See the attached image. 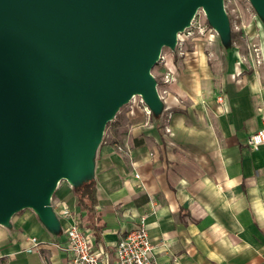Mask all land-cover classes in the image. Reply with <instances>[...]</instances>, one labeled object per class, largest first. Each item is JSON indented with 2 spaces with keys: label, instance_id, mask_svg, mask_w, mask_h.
<instances>
[{
  "label": "crops",
  "instance_id": "crops-1",
  "mask_svg": "<svg viewBox=\"0 0 264 264\" xmlns=\"http://www.w3.org/2000/svg\"><path fill=\"white\" fill-rule=\"evenodd\" d=\"M257 26L261 64L235 41L228 55L216 36L211 48L169 58L159 75L170 68L177 79L163 86V119L156 123L141 104L122 113L98 153L92 211L67 182L56 191L64 227L67 207L112 262L117 242L144 222L159 264H264V145L248 143L264 128ZM13 223V233L0 227V264L69 263L67 239L54 238L31 210Z\"/></svg>",
  "mask_w": 264,
  "mask_h": 264
},
{
  "label": "water",
  "instance_id": "water-1",
  "mask_svg": "<svg viewBox=\"0 0 264 264\" xmlns=\"http://www.w3.org/2000/svg\"><path fill=\"white\" fill-rule=\"evenodd\" d=\"M249 1L264 27V0ZM200 9L231 55L224 0H0V227L31 210L66 239L60 184L96 183L107 125L136 97L161 122L152 71Z\"/></svg>",
  "mask_w": 264,
  "mask_h": 264
},
{
  "label": "built area",
  "instance_id": "built-area-1",
  "mask_svg": "<svg viewBox=\"0 0 264 264\" xmlns=\"http://www.w3.org/2000/svg\"><path fill=\"white\" fill-rule=\"evenodd\" d=\"M236 1L237 0H224L227 13H229L228 6L232 3L235 4ZM203 17H205V13L200 9L197 12L192 26L179 34L176 52H173L170 49H168V52L163 51L158 65L165 68L168 65L169 58H174L175 56L184 58L187 55V52L189 51L188 44L197 37L195 35L201 34L204 36L206 33L204 26L202 27L198 22V20H201ZM198 24L200 25L198 26L199 32L196 31ZM216 35L217 34L213 32L211 37ZM248 49H250L248 51L249 57L253 55L257 64H261L263 62V57L260 48L253 45V48H250L249 46ZM242 61L247 63L248 56H242ZM176 79V74L173 69L170 68L160 75L158 91L162 99H165V96L169 93L168 88H163V86L171 85ZM139 104H141L145 114L150 116V110L140 99ZM170 116L171 114H169L167 118L169 119ZM167 131H170V129H167ZM248 143L253 150H258L264 145V128L252 134ZM62 215L63 218L70 220L65 227L67 251L70 253L68 264H159L154 253V246L149 236L147 225L144 222H141L139 226L128 232L119 242H117L114 252L115 261L112 262L105 254L104 250H95L91 234H87V232L81 227V221L77 216H72L67 207H64ZM31 244V247L37 248V246H39L38 239L32 237Z\"/></svg>",
  "mask_w": 264,
  "mask_h": 264
},
{
  "label": "rangeland",
  "instance_id": "rangeland-1",
  "mask_svg": "<svg viewBox=\"0 0 264 264\" xmlns=\"http://www.w3.org/2000/svg\"><path fill=\"white\" fill-rule=\"evenodd\" d=\"M228 12H229L228 15L230 18L233 42L235 41L237 43L236 46H238V48H240L242 51L244 49H248L249 46L247 47V44L244 41L246 39H250L253 45H256L257 48H260L261 45H260V37H259V27L257 26L259 19L250 1L237 0L235 4L232 3L230 4V6H228ZM198 22L202 27L204 26V30L206 33L204 34V36L201 34H196L195 36L197 37L193 39L191 42H189L188 48L194 49L195 47L196 48L198 47V49H202V50L205 48H211V46L214 45L212 39L213 37H211V34H213V32L216 33V31L209 25L206 16L203 17L201 20H198ZM200 25L199 24L197 25L196 28L197 32H199L198 26ZM250 32H255L254 37L250 36L251 35ZM216 38H218L217 35ZM253 45H251L250 48L251 47L253 48ZM233 46H235V44H233ZM164 52H168V48H165ZM160 71H161L160 65L154 67L152 71L154 75L158 78L159 82H160V75H159ZM137 104H139L138 97L133 99L131 103L121 108L120 112L117 114L116 119L107 125L103 143L107 139V134L109 133V130H111L114 127V125H116L120 120L122 113L127 109L131 110L133 106L134 107L138 106Z\"/></svg>",
  "mask_w": 264,
  "mask_h": 264
},
{
  "label": "trees",
  "instance_id": "trees-1",
  "mask_svg": "<svg viewBox=\"0 0 264 264\" xmlns=\"http://www.w3.org/2000/svg\"><path fill=\"white\" fill-rule=\"evenodd\" d=\"M96 192L97 189L94 182L87 183L80 190L78 198L85 209L92 211L96 204Z\"/></svg>",
  "mask_w": 264,
  "mask_h": 264
}]
</instances>
